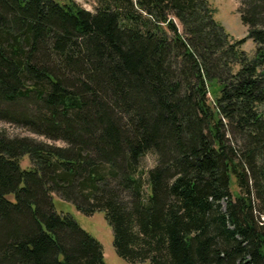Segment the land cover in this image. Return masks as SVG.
Instances as JSON below:
<instances>
[{
	"label": "trees",
	"instance_id": "16d2710c",
	"mask_svg": "<svg viewBox=\"0 0 264 264\" xmlns=\"http://www.w3.org/2000/svg\"><path fill=\"white\" fill-rule=\"evenodd\" d=\"M95 1L0 0V121L48 140L0 130V264H107L55 195L132 264H264V0L240 40L208 0Z\"/></svg>",
	"mask_w": 264,
	"mask_h": 264
},
{
	"label": "rangeland",
	"instance_id": "374dc122",
	"mask_svg": "<svg viewBox=\"0 0 264 264\" xmlns=\"http://www.w3.org/2000/svg\"><path fill=\"white\" fill-rule=\"evenodd\" d=\"M82 7L94 11L97 5L95 0H75ZM211 7L214 9V16L229 33L231 39L240 40L247 37L248 27L242 22L238 12L239 0H208ZM242 49L249 57H253L256 51V44L250 38H247L242 45ZM0 130L6 131L10 135L16 136H32L38 140L48 141L45 137L30 133L21 127L11 125L4 121H0ZM57 144H63L57 141ZM28 155L22 158V167H29ZM157 155L148 153L141 161L140 167L144 171H148L157 163ZM235 194L239 192L238 186H233ZM55 208L58 212L70 213L80 224V226L96 237L103 246L105 261L107 264H132L129 260L119 256L114 247L113 229L105 217L103 211H97L94 214L88 215L77 210L74 204L61 199L59 196L54 197Z\"/></svg>",
	"mask_w": 264,
	"mask_h": 264
}]
</instances>
